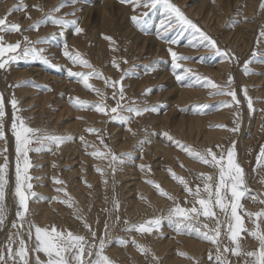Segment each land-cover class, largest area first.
Returning <instances> with one entry per match:
<instances>
[{"label":"rangeland","instance_id":"obj_1","mask_svg":"<svg viewBox=\"0 0 264 264\" xmlns=\"http://www.w3.org/2000/svg\"><path fill=\"white\" fill-rule=\"evenodd\" d=\"M99 1L103 0H0V18L6 19L7 24L20 25V32H0L3 42L15 44L21 41L18 52L25 46L44 50L35 59L29 57L10 61L4 69H0V95L6 113L3 117L4 139H0V166L7 161L3 174L6 181L4 197L0 201L4 215V221L0 224V255L4 256V260L0 264H23L18 256H8L9 247L15 254L21 239L28 249V264H36L37 257L46 264L47 256L34 250L37 242L29 238L26 232L28 223H34L31 216L40 217L45 209L53 215L48 217L47 221L51 219V223L45 227L55 226L59 231H71L74 235L86 237L89 243L97 245L94 253L98 250L99 239L105 238L103 255L109 256L111 264H219L218 256L227 264H245L251 258L232 254L231 249L235 245L228 239L226 228H221L219 252L216 245L203 239L201 233L208 229L201 225L214 228L213 220L200 216L198 222L192 221L193 228L183 225L178 228V218L169 219V210L175 205L190 208L194 203L193 196L185 191L183 184L171 177L169 169L188 181L193 190L198 184L202 189L199 174L207 173L215 178L217 170L190 158L176 142L201 152L210 148L218 155L221 152L226 155L227 149L234 145L235 158L244 170L245 187L248 189L241 199L243 208L239 211L245 228H255L252 222L255 217L249 219L244 212L255 213L264 208V204L260 203V200H264V158L260 157L264 148V0H251L249 4L250 0H168L201 32L210 36L220 52L205 46L207 42L201 39L199 32L178 21L163 2L155 7H138L133 11L130 4L110 0L113 5L109 12H104L103 18L97 4ZM62 2L64 6L58 12H51ZM21 4L27 7L12 11L14 6ZM36 5L42 11L37 10ZM122 5L126 17L120 12ZM126 7L131 8L130 12L125 11ZM49 13L69 23L60 27L48 20L41 23L38 29L30 28L37 21H44ZM133 15L140 19L139 26L131 19ZM77 27L83 31L77 33ZM72 35H75L76 42L70 40ZM148 35H156L166 48L156 52L148 44L144 47L141 36ZM25 36L30 42H40L25 44ZM105 37H111V40ZM65 44L67 51L79 52L92 68L73 65L64 55ZM169 49L190 59L178 61L181 67L176 68ZM223 58L230 63L227 68L220 69ZM114 63L119 65V70L113 66ZM32 68L38 71H31ZM69 69L84 73L95 70L113 81H121L116 91L122 86L125 99L121 101L124 108L118 109V112L121 116H130L131 120L126 123L121 119H111L116 114L110 111L107 114L96 112L92 106L102 100L109 110L116 106V101L112 99L113 89L107 87L102 79L90 78L89 83L104 94L101 97L95 91L86 90L76 78L70 77ZM186 69L192 71L185 75ZM44 73L74 82L77 92L66 85L60 88L50 80L41 79ZM177 76H184V79L178 80ZM197 76L213 81L224 90L235 91L239 103L227 95H212L217 89L205 87L203 81L196 79ZM229 77L232 78L230 85ZM185 86L201 88L205 91L201 95L205 97L194 95L192 100H181L178 94ZM46 93H52L53 97L44 104ZM13 98L17 101L15 111L11 105ZM76 98L88 104L83 108L74 106L78 105ZM248 98L252 102L251 109ZM224 101L231 106H224ZM61 104L68 105L63 114H60ZM202 105L207 107L200 108ZM127 107L155 110L136 116L125 111ZM77 110L82 113L79 114ZM222 110H228L226 119L216 118ZM85 113L89 115L85 116ZM14 115L22 119L27 127L55 136L72 137L59 146L48 141L43 146L37 143L29 145V148L42 147L39 152H28L30 167L27 176L30 179L24 180V161L22 158L19 161L22 190L29 197L28 211L23 221L17 216L22 209L15 194L17 152L11 127ZM60 115L64 117L59 119ZM78 117L86 123L76 129ZM191 117H197L201 127L189 130L187 127ZM183 118L188 122H184ZM16 122L19 124L18 120ZM87 128H95L99 132L88 133L85 131ZM217 129L222 131L218 135L220 140L217 135L209 137L208 131L220 133ZM164 133H168L173 140H169ZM81 136L84 142L80 140ZM86 144L91 146L86 147ZM162 146L169 147L173 155L166 154ZM94 151L103 153V158L88 154ZM109 151L119 159L113 161ZM141 165L145 167L141 169ZM97 168L102 169V174ZM55 180L63 183H55ZM148 180L158 183L172 199L160 195L152 184L146 182ZM29 183L31 189L27 188ZM56 189L64 191L58 192ZM31 192L36 195H30ZM60 201H68L72 207ZM216 212L219 219L224 221L225 217L219 209ZM155 218H160L161 224L150 234L125 231L130 225H139ZM14 223L16 227H13ZM85 223L91 231L85 227ZM260 224L264 228V219ZM195 228H200V232ZM92 232L96 234L95 241ZM186 238L195 239L203 246L194 248L186 242ZM119 239L128 243L121 246ZM132 240L142 245L147 254L138 251ZM239 244L242 253L259 247L258 241L248 232L241 233ZM225 247L230 250L224 252ZM95 258L93 255L92 259Z\"/></svg>","mask_w":264,"mask_h":264},{"label":"snow or ice","instance_id":"obj_2","mask_svg":"<svg viewBox=\"0 0 264 264\" xmlns=\"http://www.w3.org/2000/svg\"><path fill=\"white\" fill-rule=\"evenodd\" d=\"M163 2L165 6L169 9L170 12L174 13L177 20L180 21L183 24L188 25L193 30L199 32L200 37L203 41H206L207 44L205 46L211 47L215 49L216 52H220V49L216 46L215 41L208 36L207 34L201 32L198 27L188 18H186L183 13L180 11V9L173 4L168 3V0H121V3H126L132 5L133 11H135L138 7H155L157 3ZM63 2L58 5L56 8L52 9L51 12H58L61 7H63ZM26 5H17L14 6L12 11L19 10L20 8H26ZM37 8V10H41L38 5L34 6ZM146 15V14H145ZM134 23H136L138 26L140 25V19L133 15L132 18ZM50 20L54 25L63 27L69 23V21L63 19V18H55L49 13V15L45 18L44 21H37L35 24L31 25L30 28L38 29L41 23H46ZM71 23L75 24V21H71ZM20 32V25L18 23H12L7 24L6 19L0 18V32ZM77 33H80L83 31V29L77 27L75 29ZM105 39L111 40V37H105ZM23 42L25 44H32V43H39L37 42H30L28 40V37L23 38ZM171 43H175V41H171ZM21 49V41H17L15 44L8 43L5 44L3 42V36H0V69H4L6 65L9 64L10 61H16L18 59H24V58H33L35 59L37 56L40 55L44 50L39 49L37 50L35 47H29L25 46L21 52H18L17 50ZM169 52L172 56L174 67L180 68L181 64L178 63V61L181 60H188L190 57L178 55L176 52H173L171 49H169ZM9 53H15V55H8ZM64 55L73 63V65H79L86 68H92V65L85 60L79 52H69L67 51V44H65V53ZM224 55H227V53H224ZM7 56V59H4V57ZM47 63V61L45 60ZM126 63V61H125ZM114 67H116L119 70L118 64H113ZM191 69L185 70V75L190 73ZM245 71L247 72V68H245ZM68 75L70 77H74L78 80V82L82 83L86 90H92L97 93V95H100L101 97L104 96V94L101 92L100 89L94 88L92 84L89 83L90 78H98L104 80V83L107 87H110L113 89V95L112 99L116 101V106L112 107L110 110L107 108V105L103 102V100L100 103H97L93 105L94 110L101 114H107L108 111L111 113H114L116 115H113L111 119H121L124 120L126 123L131 120V117H124L121 116L118 112V109H123L124 106L122 105L121 101L125 99V94L123 91V87L121 86L119 88V91H116V86L121 84V81H113L108 77H104L102 73L96 72L95 70L84 73V72H73L71 69L68 70ZM123 77H121V80ZM178 80H183L184 76H177ZM196 79L198 81H203V85L205 87H211L213 89H217L216 92L211 93L212 95H227L232 98L233 101H235L237 104L239 101L236 99V92L233 90H224L221 86L215 84L213 81L202 78L197 76ZM232 82V78L229 77V85ZM150 91V90H148ZM245 96H247L246 90H245ZM78 101V106L80 108L85 107L88 102L87 101H79V98H76ZM133 103H135L133 101ZM224 106L230 107L231 105L224 101L222 102ZM11 105L14 111L17 107V101L15 98L11 100ZM248 106L249 109L252 108V102L251 99L248 98ZM206 105L200 106V108H205ZM125 111L129 113H133L136 116L143 115L144 112L148 111H154V108H136V107H127L124 109ZM5 107L3 102V97L0 95V139H4V133H3V117L5 116ZM78 119H81L78 117ZM19 121V124H17L16 121ZM12 131L13 135L16 139V152H17V169H16V196L19 198V205L20 209L22 211L17 212V216L20 218L21 221L24 220L25 214L28 211V195L25 194V191L22 190V182H21V168L19 165V161L21 158L24 161V180L30 179L27 176V170L30 167L29 160H28V152L29 151H36L39 152L42 150V147L37 148H29V145L33 143L40 144L43 146V143L45 141H48L50 143H54L57 146H59L60 143L65 142L66 140H71L72 137H60L55 136L52 134H48L46 131H42L41 129H34L31 127H27L22 119L19 117H16L14 115V121L12 123ZM223 127V126H220ZM131 131V129H128ZM86 132L92 133V134H98L99 130L95 128H87L85 129ZM235 131V129H233ZM134 134V133H133ZM165 136L168 137L169 140H173V137H171L168 133H164ZM80 140L84 142V137L81 136ZM101 143H103V140L101 138ZM178 147L184 151L190 158L198 161L201 164L210 166L217 170V176L214 178L213 175L207 174V173H200L198 178L202 180L203 182V188L201 189V186L198 184L196 185L195 189L193 190L192 187L189 186L188 181H186L183 177L177 176L171 169H169V173L171 177L178 181L179 183L184 185L185 191L193 196L194 203L192 207L190 208H184L179 206L178 204L175 205L173 208L169 210V219L171 220L173 217H177L176 220L177 226L183 225L187 228H193L194 224L192 221L198 222V218L200 216H203L206 219L213 220L215 222L214 228H209L207 224L201 225V227L208 229L205 232H202L201 235L203 239L211 242L212 244L216 245L217 252L220 251V243H219V237L221 236V228L224 227L227 229L228 233V239L235 245V248L231 249L233 255H245L248 258H251L250 260H246L245 264H264V228H261L260 221L264 219V208L260 209L259 211L253 213V212H244V215L247 216L249 219H252L255 217V220H253V224L255 225V228L253 230H249L245 228L244 226V219L243 216L240 214V211L243 206L241 204V199L244 198L248 192V189L245 187V180H244V170L240 166L239 163L236 161V154L234 151V145L233 148L227 149L226 155L221 152L219 155L212 151V149H205L204 151H196L191 148L189 145L180 144L179 142H176ZM91 146L87 145L86 147ZM107 147V146H105ZM219 147V146H217ZM91 156L94 157H100L103 158L104 154L100 153L98 151H94L91 153H88ZM109 155H111L112 160L116 161L119 158L116 157L114 154H112L109 151ZM128 154H121V156H125ZM260 157L264 158V148L261 149ZM7 167V161L5 160V164L3 166H0V201L3 200L4 192H3V186L6 182L4 179V172ZM141 169H143L145 166L141 165ZM183 167V165H181ZM150 170V169H149ZM98 172H101L102 169L97 168ZM55 183L62 184L63 181L55 180ZM149 184H152L159 192L160 195L165 196L169 199H172V197L163 189L161 186L156 183L155 181L148 180L146 181ZM90 187V185H89ZM27 188L31 189L32 185L29 183L27 184ZM56 191H64L63 189H56ZM204 193L206 195H202L201 193ZM30 195L35 196L36 194L34 192H31ZM65 195H68L65 192ZM55 199V198H54ZM253 200L256 199V197H252ZM61 203H68V201H60ZM260 203L264 204V200H260ZM196 205H199L197 207ZM69 207H72L71 203H68ZM118 208V204H117ZM216 209H219V212L223 214L225 217L224 221H221L219 217L217 216ZM119 219V218H117ZM4 221V215H3V207L0 206V224H2ZM188 222V223H185ZM127 223V221H125ZM161 224L160 218L150 219L144 223H141L139 225H130L125 229V231H132L135 230L139 233H151L153 229H158ZM13 227H16V224H13ZM21 227H23V224H21ZM85 227L91 231L90 226L85 223ZM35 229V240H36V247L35 251L37 252H43L47 256L46 264H111L109 261V258L105 255H103V250L106 246V240L105 238L99 239V247L98 250L93 252V249L97 248V245L95 243H89L86 237L82 235H74L71 231H68L67 233L63 231H59L56 229L55 226H51L50 228H41L40 226H37L35 224L29 225V238H31V230ZM106 234H107V225H105ZM197 232H200V228H195ZM242 232H248V234L255 240L258 241L259 247L257 250L248 251L242 253L240 251L241 245L239 244V238ZM93 241L96 240V234L94 232L91 233ZM11 239V238H10ZM119 244L121 246H124L128 243V241L124 239H119ZM20 247L19 249L13 254V250L11 247L8 249V256L9 258H13L14 255L18 256L19 259L23 262V264H28V249L26 247L25 241L23 239L19 242ZM132 244L137 248L138 251H140L142 254H147V250L140 244H138L135 240H132ZM230 249L228 247H225L223 249L224 252H228ZM93 255H95V259H92ZM180 255H186L185 253H180ZM4 260V256L0 255V261ZM217 260L219 264H227V261H223L220 259V257H217ZM36 264H44V262H41L39 257H37Z\"/></svg>","mask_w":264,"mask_h":264},{"label":"bare ground","instance_id":"obj_3","mask_svg":"<svg viewBox=\"0 0 264 264\" xmlns=\"http://www.w3.org/2000/svg\"><path fill=\"white\" fill-rule=\"evenodd\" d=\"M251 2V0L248 2V4ZM97 4H99V9H100V11L102 12V14H103V18H104V12H109V9H110V7L113 5V3H112V1H110V0H103V1H99ZM253 6V5H252ZM97 7V8H98ZM122 7H123V5L120 7V12H122L123 13V16L124 17H126L127 15L123 12V9H122ZM130 10H131V8L130 7H126L125 8V11L126 12H130ZM99 11V10H98ZM113 11V10H112ZM213 11V10H212ZM211 12V11H210ZM209 12V13H210ZM112 17V16H111ZM114 18V17H113ZM172 18V17H171ZM124 19V18H123ZM108 20H109V18H108ZM166 20H168V19H166ZM223 23V22H222ZM60 30V29H59ZM108 30V29H107ZM163 32H166L165 30L163 31ZM253 33V32H252ZM131 34H133V31H131ZM138 34V33H137ZM160 35H163L162 33L160 34ZM139 36H140V34H139ZM166 37H167V35H165ZM142 37V40H143V42H144V47L146 46V44H148L149 46H150V49L152 50L153 49V51H156V52H159L160 50H161V48L162 49H165L166 48V45H163V44H161V40H159V38L157 39V36L156 35H151V36H146V37H144V36H141ZM163 37H164V35H163ZM70 38V40H73L74 42H76V40H75V35H72V36H70L69 37ZM139 40V39H138ZM137 41V40H136ZM142 42V41H141ZM133 43H134V41H133ZM145 49V48H144ZM182 50V49H181ZM220 60V59H219ZM230 61V60H229ZM230 63V62H229ZM229 63H228V61L227 60H225L224 58L223 59H221V62H220V69H222V68H227L228 66H229ZM38 69H40V68H38ZM41 70V69H40ZM31 71H38L36 68H32L31 69ZM38 74H40L39 72H37ZM41 74H42V71H41ZM169 74V73H168ZM165 75V74H164ZM56 76V75H55ZM57 77V76H56ZM54 77V76H52V75H50V73H44L43 74V77H41V79H43V80H50L51 81V83H54V86H56V87H60V88H62V87H64L65 85L66 86H68V88H70V90H74V82H70V80H67L66 78H64V80L62 81L61 79H63V78H60V77ZM65 86V87H66ZM75 92H77V90H74ZM201 92L203 93V95H204V92L205 91H203L201 88H192V87H188V86H185V87H183V88H181L180 89V91H179V94H178V96H180V98H181V100H187V99H190V100H192V98H193V96L195 95V96H197V95H200L199 97H205V96H202L201 95ZM250 92V91H249ZM53 94L52 93H46L45 94V100L43 101L44 102V104L45 103H48V101L50 100V99H52V96ZM249 95V94H248ZM64 96V95H63ZM223 98V97H222ZM57 102H58V100H57ZM59 102H61V101H59ZM65 103H67V101L65 102ZM43 104V106L45 107V105ZM68 104V103H67ZM67 104H61V106H62V112L60 113V114H63V112L65 111V110H67L66 109V107L65 106H68ZM60 106V107H61ZM43 109V108H42ZM39 110V109H38ZM78 111V113L79 114H81L82 112H80V110H77ZM228 113V110H226L225 112H224V110H222L221 112H219V114H218V117H216V118H223V119H226V117H227V114ZM87 115H89L88 113H85V116H87ZM91 116L93 115V116H97V114H90ZM189 116V115H188ZM64 117V115H60L59 116V119L60 118H63ZM83 117V116H82ZM214 117V116H213ZM91 118H93V117H91ZM185 120V121H184ZM183 121L184 122H188L186 119H184L183 118ZM199 119L197 118V117H191V119L189 120V126L187 127V128H189V130H191V131H193L194 129H198L199 127H201L200 125H199ZM221 121H223V120H221ZM62 123V122H61ZM83 123H86V122H84V121H81L80 119L78 120V122H76L75 123V128L76 129H79V128H81V127H83ZM220 123V122H219ZM166 124V123H165ZM182 125V124H181ZM203 125H205V124H203ZM180 126V125H179ZM182 127L184 128L185 127V125H184V123H183V125H182ZM185 130V129H184ZM201 131V130H200ZM203 131V130H202ZM216 131H219L220 133H213V132H211V131H208V133H209V137H211V136H213V135H217L216 137H218V135L219 134H221V132L222 131H220V130H216ZM206 134V133H205ZM207 135V134H206ZM199 136V135H198ZM208 137V136H207ZM214 138V137H213ZM219 139L218 140H220V137H218ZM208 140H209V138H208ZM208 142V141H207ZM257 142V141H256ZM122 147H124V146H122ZM165 152H166V154H168V155H170V156H172L173 155V152L170 150V148L169 147H166V146H162L161 147ZM224 149V148H223ZM161 150V149H160ZM253 153V152H252ZM184 158V157H183ZM186 159V158H185ZM250 161V160H249ZM197 164V163H196ZM203 168V167H202ZM255 195V194H254ZM160 198V197H159ZM247 207V206H246ZM144 208V207H143ZM53 215H51V211L50 210H48V209H45V210H43L42 212H41V214H40V217H37V218H33L32 216H31V218H32V222H34V223H28V225H27V230H26V232H27V234L29 235V225L30 224H35V225H37V226H40L41 228H45V226H46V224H48L49 222L51 223V219H49L48 221H47V219H48V217H52ZM261 228H263V226L261 227ZM31 239L34 241V242H36V240H35V229L33 228L32 230H31ZM186 240V242H188V243H191V246H193L194 248L196 247V248H199L200 246H203L202 245V243H200V242H198V241H194V240H192V239H189V238H186L185 239ZM167 244V243H166ZM196 244V245H195ZM108 250H106V252H107ZM112 252V251H111ZM115 252H117V250L115 251ZM107 256V255H106ZM108 258H109V256H107ZM110 259V258H109ZM111 260V259H110ZM113 262H114V260H113ZM118 263V262H117Z\"/></svg>","mask_w":264,"mask_h":264}]
</instances>
